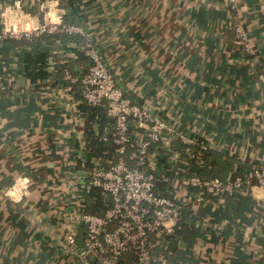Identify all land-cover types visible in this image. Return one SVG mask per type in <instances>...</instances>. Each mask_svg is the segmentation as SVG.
<instances>
[{"label":"crops","instance_id":"crops-1","mask_svg":"<svg viewBox=\"0 0 264 264\" xmlns=\"http://www.w3.org/2000/svg\"><path fill=\"white\" fill-rule=\"evenodd\" d=\"M42 4L0 0V31L35 25L49 8L71 11L68 19L82 32L0 41V78H14L0 90V264H80L65 235L73 227L76 247L82 246L84 226L76 215L86 177V103L80 83L66 81L59 65L82 74L90 63L79 55L86 45L100 54L126 96L172 125L170 139L184 134L193 140L190 148L207 146L206 158L196 162L207 173L229 175L264 163V0ZM237 24L251 50L234 31ZM187 154L150 151L168 191L195 207L183 176ZM23 178L28 183L17 200L8 192ZM204 199L224 212L202 215L199 237L173 251L180 264H264L262 189L239 192L229 206L223 198Z\"/></svg>","mask_w":264,"mask_h":264},{"label":"built area","instance_id":"built-area-1","mask_svg":"<svg viewBox=\"0 0 264 264\" xmlns=\"http://www.w3.org/2000/svg\"><path fill=\"white\" fill-rule=\"evenodd\" d=\"M36 1L43 8L44 0ZM43 14L42 21L29 24L27 28L26 25L10 24L0 31V39L31 40L34 36L55 31L82 32L80 25L63 22L61 13L55 14L59 23L52 21L49 8ZM235 32L251 50L244 28L237 24ZM84 53L90 58L87 69L77 75L65 66L63 78L71 83H80L87 105L104 104L114 115L112 141L118 156L108 165L93 162L84 168L86 177L81 182L83 192L101 189L109 194L110 203L101 213L84 210L79 216V224L84 226L85 231L81 247H76L77 232L73 227L66 233L65 243L77 252L80 264H120L125 254L131 256V260L125 264H167L165 250L160 248L161 238L174 233L184 201L174 195L155 192L154 173L140 165L147 163L146 167H154L149 151L151 143L158 140L168 143L174 129L148 107L133 102L124 94L94 47L86 45ZM13 79L12 76L0 78V90ZM132 125L141 131L137 138L131 136ZM179 137L186 143L193 141L184 134H179ZM106 138L103 136L104 140ZM205 148V144L200 145V149ZM127 157L134 161V165L128 163ZM186 184L197 188L195 192L189 191L187 194V199L192 202H200L207 195L223 198L255 186L264 192V163L226 178L191 175L186 178Z\"/></svg>","mask_w":264,"mask_h":264},{"label":"trees","instance_id":"trees-1","mask_svg":"<svg viewBox=\"0 0 264 264\" xmlns=\"http://www.w3.org/2000/svg\"><path fill=\"white\" fill-rule=\"evenodd\" d=\"M61 2V1H60ZM62 6L66 7L65 3L62 1ZM61 6V7H62ZM73 13L71 11H64L62 12V21L65 23H74L71 21H74L73 19L69 20L68 17L73 18ZM70 21V22H69ZM234 26V25H233ZM235 31V26L233 27ZM48 34L50 37H65V36H78L77 33H67L63 31H55L51 33H43ZM41 34V35H43ZM41 35L34 36L29 40L32 42L33 40L39 38ZM12 38H4L0 41L10 40ZM21 41L27 39H19ZM84 51H80V57H85L83 53ZM68 67L66 62L61 63L59 65V68L61 69L63 73V68ZM69 68V67H68ZM79 83V82H78ZM86 121H85V127L86 130L84 132V148H85V157H84V168H86L89 164L93 162H98L100 165H108L110 162H113L117 159L118 152L116 151V146L112 141V136L114 133V115L107 110L106 106L104 104H98V105H87L86 104ZM130 133L133 138H137L138 135L141 133V131L134 125L130 128ZM103 136L107 137L106 140L103 139ZM159 144L161 145L160 148H168L172 151L174 150H184L187 154V159L189 166L185 169V176L188 178L191 175H200L203 177L208 176H219L221 178H226L228 176H232L235 174H242L244 170L238 169L232 174L229 175H217L219 174V171L214 174L207 173L203 166H198L197 161H202L207 156L206 154L209 152L207 150V146L205 149L197 148L196 146H192L190 148V145H188L186 142H183L179 139V136H174L172 139L169 140V144L163 142L162 140L155 141L151 143L149 147V151L151 150H159L158 147ZM190 148V150H189ZM128 153V152H126ZM128 163L130 165H134V161L130 160L127 157ZM143 169L147 171H152L154 173V190L155 192L163 195H169L173 196V193L168 191L166 184L167 180L162 176L160 171L153 167H146L145 163L140 165ZM189 190L191 192H195L197 188L189 185ZM238 192H234L232 194H227L223 197L224 206H229V201L235 199V197L238 196ZM205 198V197H204ZM205 199H203L200 202H195V207H189V206H182L180 217L178 219L177 226L175 228L174 233L171 236L168 237H160L161 240L164 238H171V237H177L183 241H186L187 246H191L193 241L199 237L200 233V223L202 219V215L205 213H219L224 212V207H220L219 205L217 209L213 210L210 208V205L208 203H203ZM84 209L87 211H92L96 213H101L110 203V196L106 192H103L101 189L94 188L90 190L89 192H85V200H84ZM85 231H81L79 233V236L81 238L84 237ZM165 254L167 256V261L169 264H180V261H178L177 256H173V252L169 253L165 251ZM131 260V256L129 254H125L123 258H121L120 264H125L128 261Z\"/></svg>","mask_w":264,"mask_h":264},{"label":"water","instance_id":"water-1","mask_svg":"<svg viewBox=\"0 0 264 264\" xmlns=\"http://www.w3.org/2000/svg\"><path fill=\"white\" fill-rule=\"evenodd\" d=\"M83 172H84L83 175L86 176V171H83ZM185 244H186L185 241H182L177 237H171L169 239H163L161 241L160 248L165 250V251L172 253L174 251V249H176L178 246L183 247V246H185ZM97 264H99V263H97Z\"/></svg>","mask_w":264,"mask_h":264},{"label":"clouds","instance_id":"clouds-1","mask_svg":"<svg viewBox=\"0 0 264 264\" xmlns=\"http://www.w3.org/2000/svg\"><path fill=\"white\" fill-rule=\"evenodd\" d=\"M49 15L51 16V19L54 23H59V18L55 15L54 12H50ZM26 28L28 25L25 26ZM28 180L27 178L18 179L17 185L13 186V189L10 192V195H12L15 199L19 200L20 198V188H24L27 186Z\"/></svg>","mask_w":264,"mask_h":264},{"label":"rangeland","instance_id":"rangeland-1","mask_svg":"<svg viewBox=\"0 0 264 264\" xmlns=\"http://www.w3.org/2000/svg\"><path fill=\"white\" fill-rule=\"evenodd\" d=\"M145 165H147V163H145ZM80 196H81L82 199H83V203H82V208L78 211V213H77V215H76L77 218H79V216L81 215V213L85 210V209H84L85 193L83 192V190L80 191ZM80 239H81V242H82V238H80ZM167 252H168V251H167ZM169 253H170V252H169ZM178 254H179V252H178V251H175V252L173 253V256H177ZM166 258H167V256H166ZM167 264H169L168 261H167Z\"/></svg>","mask_w":264,"mask_h":264}]
</instances>
